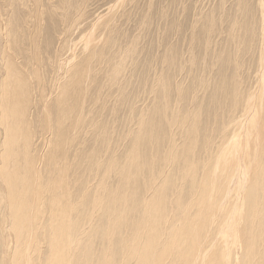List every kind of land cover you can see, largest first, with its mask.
Returning <instances> with one entry per match:
<instances>
[{
  "label": "bare ground",
  "instance_id": "1",
  "mask_svg": "<svg viewBox=\"0 0 264 264\" xmlns=\"http://www.w3.org/2000/svg\"><path fill=\"white\" fill-rule=\"evenodd\" d=\"M0 264H264V0H0Z\"/></svg>",
  "mask_w": 264,
  "mask_h": 264
},
{
  "label": "rangeland",
  "instance_id": "2",
  "mask_svg": "<svg viewBox=\"0 0 264 264\" xmlns=\"http://www.w3.org/2000/svg\"><path fill=\"white\" fill-rule=\"evenodd\" d=\"M89 227V224H86L85 226H84V229H86V228H88ZM12 239V238H11ZM79 245L80 244H71L70 245V247H69V249H75V248H78L79 247ZM39 246L41 247V249L42 250H44V248H45V241H43V240H41L40 241V243H39ZM32 247V246H31ZM31 247L29 246V247H23V250L25 251H29L30 253H31V255H32V249H31ZM32 257L33 258H36L37 256L36 255H32ZM33 260V259H32Z\"/></svg>",
  "mask_w": 264,
  "mask_h": 264
}]
</instances>
